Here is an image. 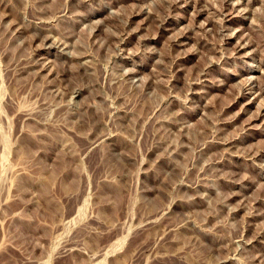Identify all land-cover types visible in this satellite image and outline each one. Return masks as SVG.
<instances>
[{"label":"rangeland","instance_id":"1","mask_svg":"<svg viewBox=\"0 0 264 264\" xmlns=\"http://www.w3.org/2000/svg\"><path fill=\"white\" fill-rule=\"evenodd\" d=\"M0 264H264V0H0Z\"/></svg>","mask_w":264,"mask_h":264}]
</instances>
